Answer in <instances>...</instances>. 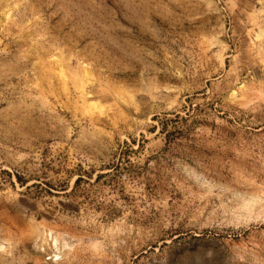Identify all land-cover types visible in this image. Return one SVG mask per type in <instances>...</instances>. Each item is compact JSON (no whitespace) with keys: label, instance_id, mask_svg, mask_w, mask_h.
I'll use <instances>...</instances> for the list:
<instances>
[{"label":"rangeland","instance_id":"rangeland-1","mask_svg":"<svg viewBox=\"0 0 264 264\" xmlns=\"http://www.w3.org/2000/svg\"><path fill=\"white\" fill-rule=\"evenodd\" d=\"M0 264H264V0H0Z\"/></svg>","mask_w":264,"mask_h":264}]
</instances>
